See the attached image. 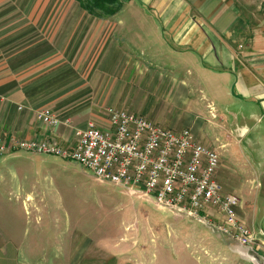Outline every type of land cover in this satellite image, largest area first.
<instances>
[{
  "label": "crops",
  "instance_id": "0c3cea01",
  "mask_svg": "<svg viewBox=\"0 0 264 264\" xmlns=\"http://www.w3.org/2000/svg\"><path fill=\"white\" fill-rule=\"evenodd\" d=\"M109 107L174 130L190 128L219 152L217 179L224 193L241 198L238 217L259 241L244 246L217 230L215 240L231 264H264V0H126L103 18L77 0H0L5 143L48 138L73 147L76 130L90 120L110 127ZM47 108L64 119L60 125L37 118ZM14 154H0V172L12 179L20 174L14 164L30 161ZM204 214L220 216L214 207ZM23 246L0 241V264H73L81 251L79 241L63 238L59 246L72 247V254L29 261L20 256ZM99 246L107 248L103 262L118 251L104 238L92 239L82 251L89 264H96ZM139 253L136 262H151Z\"/></svg>",
  "mask_w": 264,
  "mask_h": 264
},
{
  "label": "rangeland",
  "instance_id": "374dc122",
  "mask_svg": "<svg viewBox=\"0 0 264 264\" xmlns=\"http://www.w3.org/2000/svg\"><path fill=\"white\" fill-rule=\"evenodd\" d=\"M118 109L134 113L127 108ZM39 112L37 118L42 120L38 117ZM0 138L1 143L8 145L3 137ZM13 139L42 140L12 137L10 142ZM13 152L16 157L30 161L14 164L20 171L19 177L14 179L12 175L0 172V241L25 245L18 250L20 256L28 257L26 260L33 261L42 256L51 261L62 254H72V247L59 246L65 238L80 243L81 251L74 258L78 262L73 264H79L83 259L89 264L82 251L88 249L92 239L104 238L118 251L112 250V255L103 262L107 248L96 247V264H141L136 262L141 248L151 260L147 264H231L230 252L223 250L215 240L216 230L207 223L209 219L217 222L218 216L204 214V219L160 207L153 197L142 191L101 182L73 159L21 148ZM44 161L47 162L45 165ZM22 168L28 170V175L21 171ZM9 177V181H4ZM67 225L77 227L79 231H67ZM127 242L130 246L125 248ZM136 243L140 247L136 248ZM41 244L48 247H41ZM118 246H123V250ZM8 249L4 247L7 252ZM73 249L75 255L76 248ZM128 257L133 260L124 262Z\"/></svg>",
  "mask_w": 264,
  "mask_h": 264
},
{
  "label": "built area",
  "instance_id": "2783aa9c",
  "mask_svg": "<svg viewBox=\"0 0 264 264\" xmlns=\"http://www.w3.org/2000/svg\"><path fill=\"white\" fill-rule=\"evenodd\" d=\"M107 111L110 127L90 120L76 130L73 147L54 139H13L5 145L0 138V154L21 148L73 159L101 182L142 191L173 212L205 219L204 212L214 207L219 219L207 223L215 230L244 246L259 241L238 217L241 198L222 190L216 175L221 156L216 149L199 142L190 128L174 130L115 107ZM38 117L52 126L61 123L50 110L40 111Z\"/></svg>",
  "mask_w": 264,
  "mask_h": 264
},
{
  "label": "trees",
  "instance_id": "16d2710c",
  "mask_svg": "<svg viewBox=\"0 0 264 264\" xmlns=\"http://www.w3.org/2000/svg\"><path fill=\"white\" fill-rule=\"evenodd\" d=\"M81 7L97 17H110L124 7L126 0H77Z\"/></svg>",
  "mask_w": 264,
  "mask_h": 264
}]
</instances>
